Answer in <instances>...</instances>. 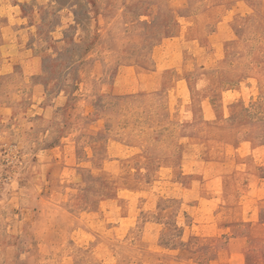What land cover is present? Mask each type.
<instances>
[{"label":"rangeland","instance_id":"1","mask_svg":"<svg viewBox=\"0 0 264 264\" xmlns=\"http://www.w3.org/2000/svg\"><path fill=\"white\" fill-rule=\"evenodd\" d=\"M0 264H264V0H0Z\"/></svg>","mask_w":264,"mask_h":264}]
</instances>
